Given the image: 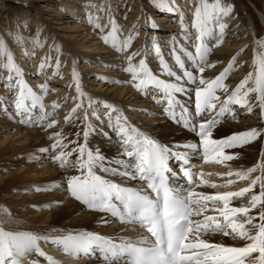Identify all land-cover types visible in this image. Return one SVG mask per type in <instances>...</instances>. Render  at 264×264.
I'll use <instances>...</instances> for the list:
<instances>
[{"label":"snow or ice","instance_id":"obj_1","mask_svg":"<svg viewBox=\"0 0 264 264\" xmlns=\"http://www.w3.org/2000/svg\"><path fill=\"white\" fill-rule=\"evenodd\" d=\"M163 2L164 0H157L156 6L163 7ZM168 11L177 13L178 27L182 35L193 42L194 52L181 48L177 40L171 41L174 47L170 54L180 69L178 75L161 54L158 42L153 39L148 48L154 50L159 60L158 71L174 80L161 79L159 75H155L139 51H127L136 35L135 28L123 35L122 26H119L111 15L106 24H101L99 17H96L95 26L105 33L102 39L106 44H110L119 53H127L126 67L123 70L131 75V80L126 82L134 83L139 90H146L151 86L162 92L167 101L164 110L168 117L176 119V109H180L184 127L190 126L191 131L198 136V143H188L184 147L192 150L193 155H201L203 161L232 160L238 154L226 153L224 149L247 145L258 138L264 141V127H251L220 137H213V129L225 113L233 112L232 105L241 106L247 113H251L253 107L258 106L259 115L264 120V52L254 59V70L239 79L234 87L229 88L225 81L233 67L238 66L236 55H233L227 66L213 77L206 78L203 75L206 69L214 67L217 63L208 60L211 51L208 38L211 37V43L217 46L225 40L227 19H230L232 11L228 0H214L211 4L194 2L193 8L190 9V27L195 29L194 37L189 35V25L185 24L184 17L176 5L171 4ZM88 19L93 22L92 15H89ZM255 43L264 49V40L257 39ZM178 49L188 58L190 66H186L181 59ZM137 56L140 58L135 62L134 58ZM0 61V66L8 73L4 83L11 94L10 99L0 103V112L24 124L42 123L47 120V127L56 125V119H49L52 112H46L42 103L43 95L48 91V84L38 85L39 92L27 86L22 78V69L15 63L13 54L2 40ZM46 62H50V57L41 58L40 71L46 67ZM58 69L59 59L56 61L57 73ZM71 77L76 95L72 97L74 107L63 117L65 122H70L76 112L85 107L83 98L86 94L82 91L79 74L75 68ZM186 85L192 86L191 92ZM176 93L190 97L194 93L192 121L198 122L190 123L188 108L176 99ZM249 94H254V99ZM88 103L89 107L85 109L83 116L79 117L83 124L84 141H87L93 131L88 113L91 112L93 117L101 120L90 107L94 102L89 100ZM37 106L40 114L35 120H31V109ZM59 106L55 101L52 103L53 110ZM104 108L107 127L120 145V152L117 153L119 158H107L98 149L88 148L85 142L77 144L75 140H69L65 143L60 132H53V143L50 147L59 151L51 156V159L59 162L60 167H65L69 164L68 158L72 153H77L71 167L76 169L78 174L70 175L66 182L69 195L87 209L109 214L108 220L100 219L101 223H108L111 218H116L125 225L133 226L130 230L135 231V226H139L146 234L117 242L95 231L53 229L52 232L57 234L40 235L32 231L6 230L0 222V264H23L33 252L44 257L48 264H58L41 248L40 241L58 246L71 257H88L99 253L104 264H264V162H258L243 171L218 174L235 176L238 180H250L246 187L236 191L198 192L195 190L197 185H207L210 181L205 179L202 170L192 167L187 154L172 151L169 146L157 142L132 126L128 118L121 115L120 110L112 103L105 102ZM206 113L207 116L204 115ZM103 134L108 136V133ZM75 135L78 137L81 133L78 131ZM68 144H75V147L65 151ZM260 154L264 157V147H261ZM170 156L180 162L179 174L187 181L186 188L170 181V176L174 179L178 175L169 168ZM112 160L116 167L112 166ZM97 169L124 179L138 180L146 184L151 194L145 192L143 187L116 183L105 175L98 174ZM257 169L261 174L250 176ZM234 182L230 178L224 181V184L231 185ZM258 183L260 191L253 193L252 189ZM211 186L216 187V184L211 182ZM245 193H251L247 206H230L232 198L244 197ZM210 208L215 214H206ZM252 209L257 211L253 214ZM194 216L197 219H193ZM208 232H219L244 243L234 246L202 238ZM31 264H38V261L32 260Z\"/></svg>","mask_w":264,"mask_h":264},{"label":"rangeland","instance_id":"obj_2","mask_svg":"<svg viewBox=\"0 0 264 264\" xmlns=\"http://www.w3.org/2000/svg\"><path fill=\"white\" fill-rule=\"evenodd\" d=\"M136 1H139L142 5L139 6V12L141 11L146 16L143 23L136 20V16H134L135 10L137 9V6L135 7ZM210 1L212 3L214 2V0ZM66 2L65 0H0V40L4 41L5 46L13 54L15 63L22 69V78L27 86L32 87L33 91L39 92L38 85L41 83L48 84V91L43 95L42 103L45 105L46 112H52L49 119L57 120V124L49 128L46 126L47 120L42 123L24 124L0 112V186L10 174L26 173L24 169L26 165L23 164L24 160H28L29 163L34 165L30 169V178L24 182L27 186L23 183H14L7 188H0V222H2L6 230H10L8 225L11 223H25L33 219V217L38 216V214H41L43 212L42 204L44 203L39 202V199H46L47 195L50 196L47 199L57 200L58 205L64 204L72 199L66 190V186L49 183L46 187L43 178L44 176L52 174L54 172L53 166L59 163L51 159V156L56 155L59 151V149L54 150L50 147L53 143L51 134L53 132H61L60 126L69 128L71 125L79 126L82 134L83 124L79 117L83 116L85 109L89 107V100L94 102L90 106L92 110L96 112L97 116L101 117V120H97L96 117L91 115V112L88 113V120L93 126L91 133L98 134L99 136H102V131H110L106 123L107 118L104 116V111L106 110L104 104L108 99L115 100L116 104L114 103L113 105L120 110V114L127 117L129 123L135 125L138 129L144 124L147 126L150 125L149 127L153 128L157 123L162 122L161 117L169 120L164 110L167 101L162 92L151 86H148L146 90H139L135 87L134 83L126 82L130 81L131 77H124L118 71L122 64L115 62L105 67L103 60L108 57L106 56L108 55L107 53L102 54V57H105L104 59L100 57L98 59L86 57V48H81L82 45L95 46L96 44H93L96 40L100 39L103 41L102 36L105 33L101 32L95 24L79 21L76 17H72L65 8ZM114 2L115 5L113 4L112 10L119 24L122 27L125 25L129 27L135 26L137 32L142 34V41L139 42L137 41V37H134L130 47L136 49V51H139L144 56L155 75H159L161 79L172 80L166 74H161L158 71L159 60L154 50L149 49L148 46L151 45L153 39L155 41L157 40L156 42L163 46L161 54L169 66L174 71L180 72V69L175 64L174 58L170 54L173 47L171 41L181 39L180 42H183L187 46L188 44L179 37L178 31L173 29L172 17L175 14L170 11L165 12L161 7H157V0H114ZM239 2L247 12L248 19L253 24L251 28L252 37L250 39L258 46L255 41L257 39L264 40V20L261 17L264 15V0H239ZM55 11L58 12L55 13ZM152 19H155V21ZM146 37L149 39H146ZM259 48L258 46L257 49ZM49 49H51V52H48ZM177 51L181 55L182 60L188 61V58L180 49ZM261 52V49L257 50L258 55ZM211 53L213 52H210L208 59H213ZM119 54L121 53L118 52L117 55L120 56ZM93 55L97 56L98 54L94 53ZM43 57H50V62H46V67L43 71H40V62ZM69 57H71L70 61L68 60ZM57 59H59L58 73L56 72ZM0 64H2V61H0ZM73 68L78 72L82 91L86 94L83 98L85 107L79 109L70 122H65L63 117L74 107L72 97L76 95L75 85L72 83L71 77ZM7 76V71L0 66V103H4L7 99L11 98V94L4 83ZM62 78L64 80L61 82L60 80ZM191 89L192 86L189 85L190 92ZM139 97L147 98L148 103L145 104L139 101ZM184 97L187 98L189 103L194 102V93L191 97L184 94ZM221 99H223L222 96ZM54 101L60 106L53 110L52 103ZM231 107L233 112L225 113L216 126L231 121L230 123L240 124L243 128L248 129V124L256 121L258 117L259 110L256 107H253L251 113H247L239 105H232ZM31 113L30 119L35 120L40 114L39 107L32 108ZM204 115L206 116L207 113ZM176 119L177 121L172 119L173 122H171L175 128L192 132L190 126L186 128L184 125H181V115L178 114ZM193 122H198V120ZM192 133L195 134L194 132ZM103 139L104 143L107 145L114 144L117 147V151H120V145L114 137L109 136ZM73 140L77 144L80 143L78 139ZM156 141L159 142L158 140ZM73 147H75V144H70L64 150L68 151ZM26 148H33L34 150L26 155H20V152ZM44 149L48 151H42ZM173 150L175 151V149ZM224 151L229 153L228 148L224 149ZM177 153L187 154L180 150ZM187 156L189 162H198L199 165L196 163L192 164L195 169L200 170L204 164L212 169L217 167L219 169H226L227 167L223 164V161L217 162L211 159L203 161L201 156L197 158L190 153ZM176 170H178L177 167ZM231 171L235 172L237 170ZM218 174L211 175L207 178L210 181L207 186H210L214 190L213 192L230 191L226 190V188H218L223 187L225 185L224 181L228 178L235 181L233 184L227 185L228 187L247 181L238 180L235 176L228 177ZM252 174L254 172L250 176ZM211 182H214L216 187H212ZM45 195L46 197H44ZM246 196L245 194L244 197L232 198L230 204L246 200L248 198ZM88 210L86 207L83 209L84 212ZM44 213L48 214L45 209ZM118 224L125 225L116 219L112 223V227H109L107 231H112L113 227L118 226ZM117 237L120 239H135V235L124 237L118 234ZM81 257L83 259H101L97 253L88 257ZM73 258L76 259L77 257ZM28 259L29 261L26 260L24 264H31V261L35 260L32 258Z\"/></svg>","mask_w":264,"mask_h":264},{"label":"bare ground","instance_id":"obj_3","mask_svg":"<svg viewBox=\"0 0 264 264\" xmlns=\"http://www.w3.org/2000/svg\"><path fill=\"white\" fill-rule=\"evenodd\" d=\"M67 1V2H66ZM70 0H65V8L68 13L72 17H76L79 19V21H84L89 24H95V18L99 17V22L101 24H106L108 21V17L111 15L113 16L118 25L121 26L118 22V19L114 15V12L112 10V7L115 5L114 0H72L71 2H68ZM194 2H208L211 4L212 2L210 0H164L163 2V7L162 10L165 12L168 11V7L171 4H175L178 10L182 13L185 24L189 25L187 28V31L189 32V35L195 36V29H192L190 27V21H191V11L190 9L193 8ZM228 2L232 6V11L230 14V19H227V29H226V36L224 42L217 46L214 43H211V37L208 38V41L210 42V47L211 55H213V59H208L209 62L211 61H217V63L214 65L212 68L206 69L205 73L203 74L206 78H211L215 74H217L220 70H222L223 67L227 66L228 60L233 56H237V62L238 66H234L233 70L229 73L228 78L226 79L225 83L229 85V88L234 87L235 83L238 82L239 79L243 78L244 75H246L248 72H251L254 70L255 64H254V59L258 56L257 49L258 46H256L253 43V40L250 39L252 37L251 34V28L253 26L252 22L250 19H248L247 12L243 9V7L240 5L239 0H228ZM114 4V5H113ZM137 6V9L135 10L134 16H136V20L139 22H144L146 19V16L140 11L139 12V6H142L139 1H136L135 7ZM58 11H55V13ZM174 13V12H173ZM175 16L172 17L173 21V29H176L179 33V37L182 38V40L187 44L185 45L183 42H180L181 39H174L177 40L178 43L180 44L181 48H187L189 51L194 52V44L191 40L185 38L182 35L181 29L178 27V19H177V13H174ZM89 15L93 16V22H89ZM262 19L264 20V15L261 16ZM155 21V19H152ZM110 27V26H109ZM123 28V35H127V32L130 29L135 28V26L129 27L128 25H125L122 27ZM108 29L106 28L105 31ZM258 32V29H257ZM135 37H137V41L141 42L142 41V34H139V32H136ZM157 41V40H156ZM159 41V40H158ZM170 41V40H169ZM152 43V42H151ZM96 44V45H95ZM253 44V46H252ZM95 46H86L82 45L81 48H86V57L92 58V59H98L100 58H105L102 57L103 53H107L108 57L103 60L105 67L109 66L112 63H120L122 66L121 68L118 69L122 76L124 77H131L129 73L123 70L124 67H126V61H125V56L127 53H121L119 54L120 56L117 55L116 49L111 47L110 44H106L102 40L98 39L96 42H94ZM160 49H162L163 46L159 45ZM174 47V45H173ZM240 49H243V51H239ZM128 52L136 51V49H133L130 47ZM210 51V52H211ZM262 52H264V49H261ZM47 52V51H46ZM48 52H51V49L48 50ZM209 52V54H210ZM89 53V55H87ZM94 53H97L98 55L95 56L93 55ZM208 54V55H209ZM70 58L68 60L70 61ZM139 56L134 58L135 62H138ZM240 61H243V63H239ZM186 66H190L189 61H184ZM109 71V70H108ZM57 72V71H56ZM45 74V73H43ZM179 75L180 72H177ZM42 75V74H41ZM44 76V75H43ZM43 78V77H42ZM172 80L174 78L170 77ZM64 78H62L60 81L62 82ZM186 87L189 88V85H186ZM191 88V87H190ZM252 99H254V94H249ZM176 99L180 101L181 104H184L188 108V118L190 123L192 121V113L194 111V103H189L187 98L184 97V94H175ZM223 97V96H222ZM186 101H184V100ZM139 101L144 102L145 104L148 103L147 98L145 97H139ZM107 102H110L112 104L115 103V100L108 99ZM186 102V103H184ZM251 102V101H250ZM116 104V103H115ZM235 106V105H234ZM259 112L260 109L258 106H255ZM256 109V112H257ZM258 113V112H257ZM181 115V111L179 108L176 109V117ZM208 115V114H207ZM206 115V116H207ZM165 119L164 117H161L160 119L162 120L161 123H157L153 128H150L146 124L142 125L140 127V131L145 133L146 135L150 136L153 139H156L159 141V143L167 145L169 147H172L175 149V151L172 149L174 152H178L179 150L182 152H186L187 154H192V150L187 149L184 147V145L192 142H197L198 143V136L193 134L192 132H188L187 130L175 128V126L171 123L174 121H177V119H173L168 117ZM159 119V120H160ZM158 120V121H159ZM226 121V120H225ZM231 122V121H230ZM224 123L222 125H218L213 129V137H220V136H226L230 133L233 132H239V131H245L247 129L243 128L240 124L236 123ZM131 124V123H130ZM132 125V124H131ZM146 125V126H145ZM181 125H183V122H181ZM135 126V125H132ZM74 127V128H73ZM136 127V126H135ZM245 127V126H244ZM248 127H257V128H262L264 127V120L260 117L258 113V117L256 121L251 122L248 124ZM61 128V134L64 137V142L67 143L69 140L73 139H78L79 142H86L87 147L93 150L98 149L105 157L107 158H119L117 157V153L120 151H117L116 145H107L106 143L103 142V138L106 137L103 133H108V136L116 137L114 134L111 132V130L107 131H102V136L98 134H90L89 137L87 138V141H84L83 135L81 134L80 136H76L75 134L77 131H80L79 126L75 125L69 127V128H64V126H60ZM50 132V131H49ZM47 135V134H46ZM172 142V145H171ZM264 141H261L259 138L256 141L250 142V144L247 145H242V146H237L234 148H228L229 153H237L238 155L234 156L232 160H225L223 161V164L226 165V169H219L217 168H210L206 166L205 164L201 167L200 170H202L205 173V179H207L211 175H216L218 173L222 172H228L231 170H244L245 168L252 167L254 164H257L258 162H264V157L261 156L260 154V149L263 146L264 147ZM70 146V144H68ZM119 146V145H118ZM241 148H246V149H241ZM33 148H26L23 149L20 152V155H26L30 151H33ZM227 153V152H226ZM9 155V154H8ZM77 153H72V155L68 158L69 164L65 167H60L59 163L53 166L54 172L50 175L44 176L43 182L46 184L49 183H57L58 186H66L67 179L70 175L73 174H78L76 169L71 167V163L75 161ZM193 155V154H192ZM198 158V156H201L199 154L193 155ZM202 157V156H201ZM112 166L116 167L114 160L111 161ZM193 163H196L195 161L190 162L192 165ZM23 164H25V172H20V173H13L10 174L2 183L0 188H7L8 186L14 184V183H23L27 181L30 178V169L34 167L32 163H29L28 160H24ZM197 165L198 162L196 163ZM202 164V163H201ZM180 162L178 161L177 158H172L171 156L169 157V166L172 167L173 171H176L178 175L175 177V179L178 180H183V177L181 174H179V171L176 170V167L179 168ZM58 166V167H56ZM213 166V165H212ZM194 168V166H193ZM195 169V168H194ZM199 170V169H195ZM97 173L100 175H105L106 178L120 184H125L129 185L132 187H143L146 188L145 184H142L138 180L132 181L128 179H124L123 177L119 175H114L112 173H103L99 169H97ZM211 173V174H210ZM260 170L257 169L254 174L251 176H256L259 175ZM230 179V178H228ZM250 182V180L243 181L241 183H238L236 185H232L231 187H228L227 185H224L223 187H218L220 188H226V190H238L239 188L246 187L247 184ZM22 185V184H21ZM25 185V184H24ZM23 186V185H22ZM27 186V184L25 185ZM20 189V187H18ZM214 189V188H213ZM218 189V190H219ZM196 191L198 192H213L212 188L207 185H197ZM225 191V190H223ZM260 191L259 188V183L252 189L253 193H258ZM46 194V193H45ZM248 197L246 200H241L238 202H234L233 204H230V206H247L249 199H250V194L251 193H245ZM41 197V196H40ZM46 197V195L44 196ZM50 198V196L47 195V198ZM39 198V196H38ZM39 199L43 207V212L41 214H38V216L33 217V219H30L29 221H26L25 223L22 222H17V223H11L8 225V228L10 230H22V231H32L40 235L44 234H57L53 233V229L57 230H67V231H72V230H88V231H95L98 234L107 236L113 240H116L119 242L121 239L118 238V234L123 235L124 237L129 236V235H135V238L137 237L136 235H142L145 234L143 230L139 229V226H136V230H130L133 226L131 225H121L118 224V226L113 227L112 231H107V229L112 227V223L116 220L115 218H111L108 223H101L100 219L103 218L105 220L109 219V214H105L103 212L98 211H93V210H88L86 212L83 211V209L86 207L83 205L81 202L76 201L74 198L69 200L68 202L58 205L57 200H52V199ZM9 200V199H8ZM23 202V201H22ZM19 203V202H17ZM57 204V205H56ZM46 205V206H44ZM41 206V205H40ZM259 207V206H258ZM44 209L48 214L44 213ZM212 209L210 208L206 214H215L212 213ZM33 211V210H32ZM257 211V209H252V213L254 214ZM28 213V212H27ZM37 214V213H35ZM195 217V216H194ZM197 219V217H195ZM258 219V218H257ZM246 227H248L246 225ZM112 234V235H111ZM113 236V237H112ZM202 238L209 239L212 242H218V243H224L226 245H234V246H239L244 241L240 239H234L231 236H223L222 233L216 232V233H211L208 232L207 234H204ZM40 246L41 248L50 256L53 257L55 261L58 262V264H104V262L100 259H83L82 257L74 259L73 257L69 256L67 253H64L62 250L58 248V246L51 244L50 242H44L40 241ZM99 254V253H97ZM28 258L35 259L38 261V264H48L47 260L44 257H40L37 253L33 252L27 259L24 260L23 264L26 262V260L29 261Z\"/></svg>","mask_w":264,"mask_h":264}]
</instances>
